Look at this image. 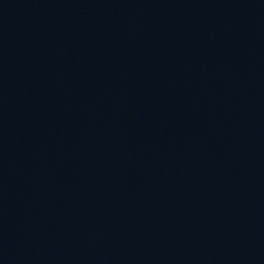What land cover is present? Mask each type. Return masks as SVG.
<instances>
[{
  "label": "water",
  "instance_id": "1",
  "mask_svg": "<svg viewBox=\"0 0 264 264\" xmlns=\"http://www.w3.org/2000/svg\"><path fill=\"white\" fill-rule=\"evenodd\" d=\"M0 264H264V0H0Z\"/></svg>",
  "mask_w": 264,
  "mask_h": 264
}]
</instances>
